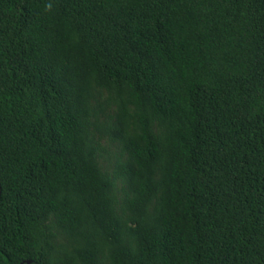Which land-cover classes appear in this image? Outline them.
<instances>
[{
  "label": "trees",
  "instance_id": "trees-1",
  "mask_svg": "<svg viewBox=\"0 0 264 264\" xmlns=\"http://www.w3.org/2000/svg\"><path fill=\"white\" fill-rule=\"evenodd\" d=\"M0 264H264V0H0Z\"/></svg>",
  "mask_w": 264,
  "mask_h": 264
},
{
  "label": "water",
  "instance_id": "water-1",
  "mask_svg": "<svg viewBox=\"0 0 264 264\" xmlns=\"http://www.w3.org/2000/svg\"><path fill=\"white\" fill-rule=\"evenodd\" d=\"M0 196H1V189H0ZM28 264H31L30 262Z\"/></svg>",
  "mask_w": 264,
  "mask_h": 264
}]
</instances>
